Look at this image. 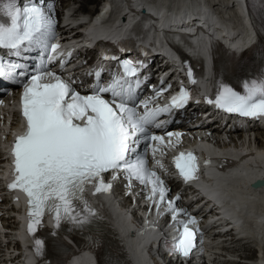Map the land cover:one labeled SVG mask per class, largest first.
Instances as JSON below:
<instances>
[{"label": "snow or ice", "instance_id": "snow-or-ice-1", "mask_svg": "<svg viewBox=\"0 0 264 264\" xmlns=\"http://www.w3.org/2000/svg\"><path fill=\"white\" fill-rule=\"evenodd\" d=\"M52 11L53 4L46 0H0V50L19 57L22 50L37 47L52 53L49 61L55 59L59 45L49 43L55 35ZM5 19L7 23L3 22ZM101 59L117 58L102 55ZM60 63L63 67L65 61ZM119 64V76L113 74L102 85L101 72L97 71V82L90 94L82 95L69 81L46 71L45 66L30 73L22 63L0 59V80L23 82L20 106L25 124L12 145L14 171L8 188L18 189L26 196L27 231L33 235L43 227L46 215L53 216L56 228L62 221L74 227L91 223L97 213L85 199L87 188L91 186L94 195L106 192L111 184L104 180V174L113 173L112 179L123 174L129 182L134 180L150 188L145 199L152 200L158 211L167 201V211L178 231L170 252L187 258L195 247L198 229L190 227L196 225L195 217L176 207L179 195L167 200L169 189L164 181L147 167L143 156L133 158V154L142 142L162 141L159 136L149 135V127H161L164 121L159 118L183 108L191 99L190 93L181 87L164 106L149 107L150 99L142 101L139 106L144 111L138 113L128 101L133 93L132 78L137 77L143 62L124 59ZM188 76L191 80V71ZM166 90H157V95ZM106 94L111 98L106 99ZM206 103L227 113L264 117V75L245 81L243 94L219 82L215 100L206 99ZM172 163L185 182L197 178L199 163L194 153L180 152ZM34 243L39 256L44 241L35 239Z\"/></svg>", "mask_w": 264, "mask_h": 264}, {"label": "bare ground", "instance_id": "bare-ground-1", "mask_svg": "<svg viewBox=\"0 0 264 264\" xmlns=\"http://www.w3.org/2000/svg\"><path fill=\"white\" fill-rule=\"evenodd\" d=\"M64 1L65 0H62L61 5L64 4ZM82 1H83V3H82ZM93 1H95V0H81V2L79 1L81 3L80 9L82 11H86L85 5L88 3H92ZM112 1H113L112 6L116 10V11H114L115 14L116 13L124 14L125 13L124 8H126L125 6H128L129 4H131L135 8V9L133 8L132 11L137 13L138 11H136V9L140 8L141 6H145L147 8V11L151 12L153 14V16H155V17H153V16L146 15L144 17V19H141V20H144L143 25L146 26V28H147L145 31V34L147 35L148 40L152 41V43L154 45L153 49L155 51H158V52L161 51V47L157 48L156 44H155V42L158 41V45H160L159 44L160 40L158 38L163 39V45L166 46L165 41L169 40L170 43L175 44V43H177V41H175L174 39L186 37L184 35L185 33H182V32L194 31V25H192L193 23L192 22L186 23L187 22L186 20H192L194 17L196 18L194 20V22L195 23H202L203 22V26L207 30V32L204 34L205 40L209 39V37L211 39L214 36H217L218 34L222 35L221 33L224 31H225V34H227V35L233 34V33H235V31H238L240 33L239 35L241 36V38L236 40L233 46L239 47L244 43L243 39H245L246 41H249L251 38V31H250L249 25H248L247 21L243 20L241 17L239 0H181L180 1L182 3H180V5L178 7H180L182 5L190 6L189 4H192L193 6L194 5L195 6L194 7L190 6V7L192 9H197L200 7V9H199L200 12H202V10L205 8L212 9V7H211L213 5L212 3L218 2L219 3L218 8H220L222 13L216 14L212 10V13H213L212 19L214 20V23H213L214 25H210L208 23L210 19L208 18V20H207L204 13H198V12L194 13L195 10H191L193 13L188 11V14L186 17H184V19H179L177 21L176 20H169L168 16H166L168 13L167 10L168 9L169 10L175 9V6H177V4H179L178 3L179 0H112ZM73 4L75 5L76 2H73ZM162 4H164V5L167 4L168 6H166V7H164V6L159 7L158 6V5H162ZM229 4H232V6H235L236 9L234 7L230 8ZM103 10H104V8L100 11V13ZM134 12H129V13H134ZM228 12L229 13L232 12L233 14L231 13L232 15H229L230 17L225 16ZM95 14L96 13H93V15H95ZM103 15L101 14L97 19L94 20L95 24H96V22H99L97 24V25H99L102 23V21H104ZM133 15H129V14L127 15V17L130 16V17H128V19L126 21V23H128V25L131 23H134L137 20L138 17L136 16V14L134 17H131ZM137 15H139V14H137ZM87 16H91V15L86 14L85 17L81 20L82 21L88 20L89 17H87ZM72 25H75V24L72 23ZM216 25L219 26L220 30L217 31V30L213 29V26L215 27ZM90 26L91 25L89 23H84V24L80 25V28L85 33H89L88 29ZM125 26L126 25H124V24L120 25V27H122L120 30L121 32L123 31ZM208 32H212V34H208ZM120 35H125V34L122 33ZM196 35L201 36L202 31H199L198 33L193 34L191 37H194ZM193 39H195V38H193ZM179 42H181V40ZM214 133L216 134L217 132L215 131ZM229 134L232 135V137L238 136L237 137L238 139L242 137L240 131H235L233 133L230 132ZM263 134L262 133L258 134L259 135V138L257 140L258 146L264 145ZM232 141H234V139H231L230 142L228 144H224V146H229L232 143ZM195 142H192L190 144V146L191 147L195 146ZM220 143H222V142H217L216 145H219ZM262 148L264 149V147H262ZM263 149L257 150V149L251 148V146L249 144L248 145L242 144L239 147V150H243L245 152H250L251 150H254L256 159H258L259 161H261L262 158L264 161V150ZM231 150L235 151V149H233V148ZM263 161H261V162L264 163ZM207 170H209V169H207ZM207 176H208V173H207ZM241 177L242 178L246 177L245 172L240 174V178ZM205 180H208V179H205ZM243 180L241 179L237 182H234L229 187V190H231V192H234L235 195H238L237 194V188H238L239 184L241 182H243ZM203 182H204V180H203ZM241 188H244V187L242 186ZM190 189L192 191H194V193L198 192V190H195L189 186L187 188V190H190ZM243 192H244V195L251 194L249 196L250 199H254V200H252V201H254V205L255 204L258 205L255 209L254 214L244 216L245 225L243 227L237 226L235 224L234 228H233L232 223L230 222V221L234 220L231 216L234 214V212H235L234 209L238 205L232 206L229 203H226L227 205L223 204L224 202H221V200L219 198L216 199V201H214V199H212L211 202H208L207 204L203 205L201 207V210L203 211L202 214H205V216H204L205 221L212 220L213 224L217 225L216 227L213 228V230L224 231L228 226H231L232 227L231 231L234 232V230H235L236 233H234V235H236V237H239L237 240H240L241 243H242V241L248 240L249 242L253 243V246L255 247L254 252L246 253V254L243 252L241 255H238L239 259H237L236 258V256H237L236 250L234 251V250H231L230 247L226 248V246H223L222 249L227 250V253L228 252H235V253H233V255H231V257L228 256L227 259H224L223 261L232 262L229 264H235L234 262H237L238 264H264V189L253 191L250 188H248V189H244ZM239 194L243 195L242 190L239 191ZM206 196H207V194L205 195V197ZM199 197H200L199 194H195V197L188 195L189 201H192V198L194 201H197ZM215 202L220 204L219 208L215 207V205H214ZM20 205H21L20 203L17 204V206H20ZM117 207L120 209V214H117V217L120 215L121 221H126L127 224L129 225L128 230L131 229L133 227V222L131 224V219H129V215L125 214L122 207H119V206H117ZM199 207H200V205L197 202L194 204L193 208L198 209ZM227 207H229L230 211L226 214V217H225L224 213H222V210L226 209ZM210 208L212 209V211H210L208 213ZM116 209L117 208H115V211H116ZM247 210L252 211L253 207H248ZM235 214L237 216L242 215V217H243L242 211L239 213H235ZM113 216H114V211H113ZM132 218H136L135 215H132ZM120 228L121 227H119L118 229H120ZM119 231H121V229ZM126 234H127V232H126ZM18 236L20 237L21 235L18 234ZM152 236L149 233V231H145V232H143V234L141 232L136 237H133V238L128 237L127 238V245H129V251L132 255V258H133L135 264L137 261H136V257L133 254L132 248H135V250L137 252L139 251V253L142 254V256L144 257V264H161L160 260L156 261L154 258L150 257L148 252H147V243L149 241V238L152 239ZM223 237L226 240H223ZM215 238L217 240L215 241V239H213L211 241V243H212V245L217 244V246L214 248V250H216V252H217L220 248L219 242H221V241L227 242L228 239H227L226 235L220 236V234L215 236ZM132 242H133V244H131V247H130V243H132ZM154 253H155V255H157L156 251ZM216 254H218V253H216ZM158 258L162 260V257L158 256ZM245 260H246V262H245ZM88 261H89L88 253L85 251H82L76 257L73 258V260L70 262V264H89ZM208 262H209V264H218L219 263V256L215 257V259L213 261H208Z\"/></svg>", "mask_w": 264, "mask_h": 264}, {"label": "rangeland", "instance_id": "rangeland-1", "mask_svg": "<svg viewBox=\"0 0 264 264\" xmlns=\"http://www.w3.org/2000/svg\"><path fill=\"white\" fill-rule=\"evenodd\" d=\"M73 2H76V4H75V6L76 7H80L81 6V0H72ZM80 1V2H79ZM82 3H83V1H82ZM75 9H78V8H75ZM216 14L217 13H222L221 12V10H220V8H217V9H214L213 10ZM232 13V12H231ZM231 13H227L225 16H229V15H232ZM230 17V16H229ZM262 134L264 133V131H262L261 132ZM263 136H264V134H263ZM235 137H237V136H235ZM245 143V144H249V145H251V148H254L255 147V145L253 144V141L251 140V141H241V143ZM262 147H264V145H262ZM8 222V224L10 225V227H8V226H6V228H10V230H11V233H10V238L13 240V237H14V235H13V221L12 220H8L7 221ZM233 236H236V235H231L229 238H228V241L227 242H223L222 241V243L221 244H224V246H226V248L227 247H230L231 248V250H236V254H237V256H236V258L237 259H239L238 258V255H241L243 252L246 254V253H251V252H254L255 251V247L253 246V243H251V242H249V241H242V243L240 242V240H235L234 238H233ZM220 245V244H219ZM218 250V249H217ZM240 250V251H239ZM218 252V254H216V257L217 256H219V263L218 264H229V263H232V262H229V261H223L224 259H227V257L228 256H230L231 257V255H233V253H235V252H228L227 253V250H225V249H222V248H219V250L217 251ZM235 255V254H234ZM245 262H246V260H245ZM235 264H238L237 262H234Z\"/></svg>", "mask_w": 264, "mask_h": 264}, {"label": "water", "instance_id": "water-1", "mask_svg": "<svg viewBox=\"0 0 264 264\" xmlns=\"http://www.w3.org/2000/svg\"><path fill=\"white\" fill-rule=\"evenodd\" d=\"M181 0H179L178 1V3L179 4H177V7L180 5V3H182V2H180ZM212 179L215 181V179H214V177H212ZM243 180L244 178H238V180ZM227 182H230L231 183V185L234 183V179H233V177H231V179L229 178L228 180H227ZM254 187L255 188H259L260 186L258 185V184H255L254 185ZM247 199H250V198H248L247 197ZM240 208H242V206L240 205ZM116 218L118 219V223H119V226L121 227V230L125 233V232H127V230H128V224H127V222L126 221H121V216L119 215L118 217H117V214H116ZM127 228V229H126ZM131 244H133V242L132 243H130V247H131ZM132 250H133V254H134V256L136 257V264H144V257L142 256V254H140L139 253V251L137 252L136 250H135V248H132Z\"/></svg>", "mask_w": 264, "mask_h": 264}]
</instances>
